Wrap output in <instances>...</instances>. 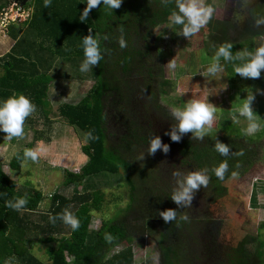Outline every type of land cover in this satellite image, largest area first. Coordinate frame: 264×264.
<instances>
[{
	"label": "trees",
	"instance_id": "1",
	"mask_svg": "<svg viewBox=\"0 0 264 264\" xmlns=\"http://www.w3.org/2000/svg\"><path fill=\"white\" fill-rule=\"evenodd\" d=\"M33 2L34 9L27 21L28 26L35 31L34 43L40 40L43 48L56 55L83 57L82 39L92 35L98 40L101 53L98 80L92 88L79 102L62 103L57 111L62 120L81 129L87 136L83 151L89 159L78 171L67 169L65 184L81 185L86 178L105 171L122 172L132 183L134 193L127 209H133L139 189L130 175L131 171L134 173V147L146 144L151 139L150 134H147L148 115L155 110H164L166 113L170 111L162 103V97L173 87V81L166 77L159 53L156 54L153 44L158 43L162 33L166 31L162 29L164 26H169L170 23L175 31L182 25L171 18L174 11H179L177 0H122L120 7L112 10H106L101 0L98 6L89 10L83 21L79 17L87 6V0H49L47 4L45 0ZM198 3L211 5L212 8L214 6L212 0H198ZM4 6L0 3V16ZM254 11L253 18L257 22H264V4L257 5ZM233 22L219 19L213 13L206 23L211 25L213 31L207 32L201 28L195 35L197 39L204 40L199 48L212 57H215L221 45H232L230 51L233 57L239 58L225 60L223 56L219 57L231 82L241 75L234 72L233 65L243 64L251 58L247 52L243 53V48L251 50L252 38L264 34V31L259 30L230 31L227 25L233 27ZM8 28L10 31L14 25ZM121 40L125 42L124 47L120 46ZM20 43L21 39L18 38L16 46ZM46 43L48 44L45 45ZM19 53L30 57L28 52ZM20 54L14 56L15 60L0 62L3 68V73L0 74V96L6 99L12 95L24 94L49 119L48 90L54 77L47 72L31 75L27 70L28 67L32 69L35 61L26 60ZM113 116L114 133H110L107 123L113 121ZM212 125H218L216 119L212 121ZM227 128L226 136L215 134L202 140V137L186 131L180 141L181 160L175 170L179 174L176 182L186 184L188 175L200 172L208 177V183L199 186L204 190L199 193L208 192V200L211 202L224 199L230 189L228 182L245 175L262 157V150H259L257 143L261 135H247L235 124H229ZM110 136L120 140L115 142V147ZM217 142L228 146L226 154L216 149ZM260 148L263 149V146ZM129 156H133L132 159H128ZM24 159V150L16 152L10 161V167L13 170L20 169ZM222 161H227L228 168L224 178L220 179L214 169ZM2 164L0 160V264H40V260L30 249L34 242L41 240L40 234L46 235L47 232L50 234L43 240L58 241L52 254V264H132L134 238L157 233L161 235L158 243L162 257L160 264H179L176 250L181 248L180 237L186 234V224L182 221L185 216L180 213L183 211L181 201L174 200V193L161 188L158 189L159 194L150 198L155 206L153 216H161L160 213L168 209H173L176 213L174 218L166 221L162 230L147 217L148 212L143 215L147 218L143 223L140 222L139 213L135 217H129L132 209L129 215L126 212L115 215V220H104L98 230H91L92 210L100 209L104 199V194L99 190L80 193L73 198L55 192L51 197L49 215L41 214V217L44 216L43 223H36L32 217L39 214L37 212L45 197L42 190L30 185L18 186L17 181L4 171ZM150 188L151 184L148 189ZM177 192L179 190L175 193ZM20 199L25 202L18 205ZM72 203L76 204L75 209L69 206ZM70 207L80 222L75 230L61 217V213ZM206 217L200 220L202 229L198 230L199 233L208 232L206 237L209 236L214 241L212 246L203 241L207 246L203 255L206 264H264V234L263 237L261 234L264 223L260 225L261 232L258 235L244 237L236 248L232 247L234 255L228 254L222 260L223 257H211L209 252L223 251L215 243L221 236L223 223L221 220L209 219L210 215ZM189 232L191 234L190 229ZM56 233H61L60 239L55 237ZM122 242H127L128 245L105 260L107 252ZM68 255L72 257L71 260L67 259Z\"/></svg>",
	"mask_w": 264,
	"mask_h": 264
},
{
	"label": "rangeland",
	"instance_id": "2",
	"mask_svg": "<svg viewBox=\"0 0 264 264\" xmlns=\"http://www.w3.org/2000/svg\"><path fill=\"white\" fill-rule=\"evenodd\" d=\"M0 3L5 5L0 16V62L15 60L14 56L19 55V51L28 52L30 57L25 54L20 55L26 60L35 61L32 69L28 67L27 70L31 75L47 72L54 77L48 90L49 119L35 105L33 111L25 118L22 137L8 138V134L0 130V160L3 162L4 171L17 181L18 186L30 185L42 190L45 197L40 204L41 209L48 207L49 199L55 192L73 198L80 193L101 191L104 199L100 209L92 210L91 230H98L104 220L110 218L115 220V215L119 216L125 212L129 215L132 208L127 209V207L131 203L134 190L132 183L122 172L105 171L86 178L81 185L65 184L67 169L78 171L89 159L83 151L87 136L81 129L62 120L57 115V111L62 103H77L88 93L98 80V62L81 71L84 56H60L43 48L40 40L35 44L33 41L35 31L28 26L27 21L34 9L33 0H28L26 6H20L17 2L19 3L17 10L14 9V6H17L14 0H0ZM9 21L11 22L8 23ZM13 25L14 28L9 31L8 27ZM195 35L196 33L185 35L183 27H178L175 31L167 29L162 33L158 43L153 44L154 49L159 53L166 77L173 81V87H170L162 97V103L170 111L169 113L164 110L151 112L147 124V134H150L151 139L146 144L134 147V173L131 171L130 175L133 183L139 185V189L129 217L145 211L153 212L155 206L150 202V198L159 194L158 189L175 193L176 190L182 191L186 186L176 182L179 174L175 170L180 164L179 146L184 134L178 128L179 117L174 114L175 108H183L194 99L204 101L215 107L213 120L216 119L218 125L205 124L201 130L190 129L188 132L197 135V131H200L201 134L198 136L202 137L201 140L215 134L226 136L227 125L235 124L247 135L253 137L261 135L257 143L260 147L263 146V149L259 147V150H262V157L252 169L242 177L228 182L230 189L224 199L211 202L208 200L209 193H199L204 190L198 187L192 189L190 201L186 198L184 203L180 202L183 208L180 213L185 216L182 221L186 224L184 225L186 234L182 235L181 247L187 244L186 247L190 246V248L188 251L186 247L176 250V252L181 251L176 254L179 264L207 263L203 261L206 260L203 255L207 247L204 242L211 245L214 241L210 240L209 236L206 237L208 232H198L202 229L200 220L204 216L210 215L209 219L221 220L223 223L221 236L215 242L223 248V251L209 252L211 257L216 259L223 257L222 260L226 259L228 254L234 255L232 247L236 248L244 237L258 235L259 231L261 232L260 225L264 223V68L260 70L261 75L258 78L239 75L231 82L219 59V70L215 73L208 72L207 69L212 65L215 57L207 55L204 49L199 48L204 40L197 39ZM18 38L21 39V43L13 47ZM252 46L251 50L243 48V53L254 54L258 47L264 46V34L253 37ZM173 62L174 67L171 66ZM2 73L3 68L0 66V74ZM249 97H252L250 107L253 110V121H249L239 112V107ZM3 99L0 96V100ZM251 122H255L259 127L255 132L247 133L244 129ZM107 125L108 131L112 133L111 121ZM174 131L179 135V140L171 138V133ZM157 136L161 138V147L152 153L149 151L151 140ZM112 139L115 142L120 141L117 137L110 136V141ZM38 142L43 143L47 151L42 153L37 161L25 158L21 168L13 170L10 161L15 153L26 147L35 148ZM165 144L168 145L167 151L163 147ZM132 157L127 158L132 159ZM150 184L151 188L148 189ZM69 206L72 209L76 208V204L73 203ZM60 234L56 233L55 237L60 239ZM261 234L263 237L264 231ZM159 237L157 233L134 238L132 242L134 264H160L162 257L158 245ZM50 244L52 248L57 247L58 241ZM127 244L122 242L116 245L107 252V255L113 254L115 249L123 248ZM39 251V256L44 264H47L50 258L44 247H40ZM194 252L197 254H193ZM211 264H220V262Z\"/></svg>",
	"mask_w": 264,
	"mask_h": 264
},
{
	"label": "clouds",
	"instance_id": "3",
	"mask_svg": "<svg viewBox=\"0 0 264 264\" xmlns=\"http://www.w3.org/2000/svg\"><path fill=\"white\" fill-rule=\"evenodd\" d=\"M49 0H45L47 4ZM101 0H87V6L80 15V20H86L90 9L98 6ZM122 0H103V4L106 10H112L120 7ZM178 12H173L171 18L177 23L183 25V33L185 35L195 34L199 32L201 27L205 25L211 18L214 9L211 5L204 6L198 3V0H177ZM187 20V23H185ZM261 21H258V23ZM83 55L85 59L81 66V71L89 68L90 65H96L101 59V53L98 46V40L92 35L83 37L82 39ZM120 46L124 47L125 42L120 41ZM231 44L221 45L216 51L214 62L207 69L208 72L215 73L219 70L218 60L223 56L225 60H231L239 57H233L230 49ZM251 58L243 64H234L233 70L235 73L241 74L245 77L258 78L261 75V69L264 68V46H260L256 49L255 53H247ZM174 67V62L171 65ZM252 97L246 99L239 107L241 115L245 116L249 121H253V110L250 107V101ZM35 105L24 94L12 95L6 99L0 100V130L5 131L8 134V138L22 137L24 135V121L25 118L33 111ZM215 107L210 106L208 103L194 99L183 108H175L174 114L179 117L178 128L181 132H186L190 129L201 130L205 124H211L215 113ZM259 126L255 122H251L244 129L247 133H253ZM197 135L201 132L197 131ZM173 140H179L180 137L174 131L171 133ZM161 147V138L159 136L151 140L149 151L154 153L157 148ZM164 150H168V145L165 144ZM216 149L226 154L228 152V146L224 143L217 142ZM47 151L43 143L38 142L35 148L24 149L25 158H30L32 161H37L42 153ZM228 168L227 161H222L217 167H215V174L224 178L225 170ZM236 175V173H233ZM208 177L200 172H194L186 177V186L182 191L174 193L173 198L175 201H184L186 198L190 201L191 191L194 188H198L201 184L207 185ZM25 201L20 199L19 204H23ZM10 203V202H9ZM16 205V206H18ZM161 216L167 221L175 217L176 213L173 209H168L160 213ZM63 221L70 225L72 229L79 227V219L67 208L61 213Z\"/></svg>",
	"mask_w": 264,
	"mask_h": 264
},
{
	"label": "flooded vegetation",
	"instance_id": "4",
	"mask_svg": "<svg viewBox=\"0 0 264 264\" xmlns=\"http://www.w3.org/2000/svg\"><path fill=\"white\" fill-rule=\"evenodd\" d=\"M209 1V0H207ZM213 1V8H214V16H216L219 19L228 20L233 22V18H235L234 26H228V29L230 31H245V30H259L264 31V22H257L254 18V8L261 4H264V0H212ZM15 2V0H14ZM17 2L20 3V6H26L28 0H17ZM19 3H16L17 7H19ZM206 3V2H205ZM226 26V25H225ZM183 27V25L179 26ZM162 29H173L171 24L169 23V26H164ZM178 29V28H177ZM176 29V30H177ZM203 30L206 31H213L211 25H203ZM156 51V50H155ZM157 54V51H156ZM110 111V109L108 110ZM112 111V110H111ZM113 121L111 122L115 126V116L112 117ZM114 139V138H113ZM112 139L113 146L115 147V140ZM125 152L124 150H122ZM146 212V211H145ZM143 212L140 216V222H145L147 218L143 217L145 214ZM147 213V212H146ZM153 212H149L147 214V217L155 224V226L162 230L165 228L166 220L163 219L161 216H153ZM135 217V216H132ZM165 220V221H163ZM177 229V228H176ZM146 236V235H145ZM159 240L161 238V235L159 234ZM182 237V236H181ZM180 237V244L183 243L182 239ZM158 240V242H159ZM185 248L181 247L180 249ZM187 251L190 248V246L186 247ZM181 252V251H178Z\"/></svg>",
	"mask_w": 264,
	"mask_h": 264
},
{
	"label": "crops",
	"instance_id": "5",
	"mask_svg": "<svg viewBox=\"0 0 264 264\" xmlns=\"http://www.w3.org/2000/svg\"><path fill=\"white\" fill-rule=\"evenodd\" d=\"M16 44H14L13 45V47L15 46ZM50 205H51V199H49V203H48V207L47 208H43V209H41L42 207L40 206L39 207V211L37 212V213H39V214H35L33 217H32V219L36 222V223H39V222H41V223H43V219H44V216H40L41 214H48L49 215V213H50ZM49 232H47V234L45 235L44 233H41L40 234V236L42 237L41 238V240H38V241H36V242H34L33 244H32V246H31V249H30V252L34 255V256H36V257H38V259L40 260V264H44V261L42 260V258L39 256V254L38 253H40V247H44V249H45V251H46V253L48 254V256H49V258H50V260H48L47 261V264H52V254H53V252H54V249L56 248V247H51V244L50 243H52V242H50V241H45V240H43L44 239V237L46 238V237H48L49 236ZM128 245V244H127ZM132 247H133V245H132ZM35 248H38V250H36ZM123 248L122 247H120L119 249H115V252L113 253V254H111V255H107L106 256V259L105 260H108L109 258H111V257H113L116 253H118L120 250H122ZM50 251H51V253H50ZM133 253H134V250H133ZM16 257V256H15ZM133 257L135 258V255H133ZM16 259V258H15ZM67 259H69V260H71L72 259V257L71 256H67ZM134 261L135 260H133V263L132 264H134ZM34 264H36V263H34Z\"/></svg>",
	"mask_w": 264,
	"mask_h": 264
},
{
	"label": "water",
	"instance_id": "6",
	"mask_svg": "<svg viewBox=\"0 0 264 264\" xmlns=\"http://www.w3.org/2000/svg\"><path fill=\"white\" fill-rule=\"evenodd\" d=\"M15 3H17V0H15ZM19 7H17V6H14V9H18ZM11 21H9L8 23H10Z\"/></svg>",
	"mask_w": 264,
	"mask_h": 264
}]
</instances>
